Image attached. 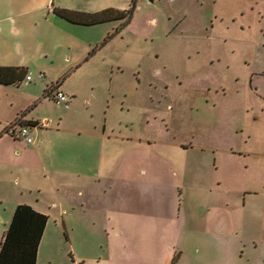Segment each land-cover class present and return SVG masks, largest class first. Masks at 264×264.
<instances>
[{
    "label": "rangeland",
    "instance_id": "1",
    "mask_svg": "<svg viewBox=\"0 0 264 264\" xmlns=\"http://www.w3.org/2000/svg\"><path fill=\"white\" fill-rule=\"evenodd\" d=\"M0 66V242L26 203L37 264H264V0H0Z\"/></svg>",
    "mask_w": 264,
    "mask_h": 264
},
{
    "label": "trees",
    "instance_id": "2",
    "mask_svg": "<svg viewBox=\"0 0 264 264\" xmlns=\"http://www.w3.org/2000/svg\"><path fill=\"white\" fill-rule=\"evenodd\" d=\"M54 10L57 15L80 24H96L126 16L128 13L125 10L113 8L93 13L61 7H54ZM27 74L28 69L24 66H0V83L18 85L26 79ZM20 120L22 117L17 118V122L22 124ZM23 124L37 125L38 121L28 120ZM9 127L10 125L7 131ZM47 222L48 215L44 212L35 209L30 204H18L11 223L0 242V264H37L39 246Z\"/></svg>",
    "mask_w": 264,
    "mask_h": 264
},
{
    "label": "built area",
    "instance_id": "3",
    "mask_svg": "<svg viewBox=\"0 0 264 264\" xmlns=\"http://www.w3.org/2000/svg\"><path fill=\"white\" fill-rule=\"evenodd\" d=\"M151 1H153V0H151ZM39 77L43 78V77H45V74L43 72H41V73H39ZM26 80H29V81L33 80L32 75L28 73L26 75ZM55 91H56L55 96H56L57 100L60 101V102H63L65 104L66 108H70L71 97L69 96V94L66 93L65 91L59 90L57 88H55ZM9 125H10V127H9L10 131L13 134L16 133V130H17L16 126L19 125L20 128L18 129V131L16 133L18 135V137L24 139L27 143L34 142V139L31 136L30 126L29 125H27V124H25V125L24 124H19L17 121H15V122H13L12 124H9Z\"/></svg>",
    "mask_w": 264,
    "mask_h": 264
},
{
    "label": "crops",
    "instance_id": "4",
    "mask_svg": "<svg viewBox=\"0 0 264 264\" xmlns=\"http://www.w3.org/2000/svg\"><path fill=\"white\" fill-rule=\"evenodd\" d=\"M34 143V142H33ZM30 205H32V204H30ZM35 209H37V210H39V211H41V212H44V210H42V209H40V208H38L37 206H35V205H32Z\"/></svg>",
    "mask_w": 264,
    "mask_h": 264
},
{
    "label": "water",
    "instance_id": "5",
    "mask_svg": "<svg viewBox=\"0 0 264 264\" xmlns=\"http://www.w3.org/2000/svg\"><path fill=\"white\" fill-rule=\"evenodd\" d=\"M14 132V131H13Z\"/></svg>",
    "mask_w": 264,
    "mask_h": 264
}]
</instances>
